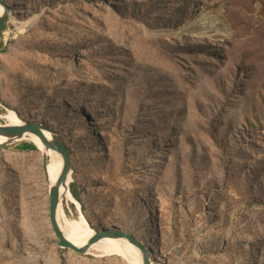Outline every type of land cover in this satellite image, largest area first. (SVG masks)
Here are the masks:
<instances>
[{"label": "rangeland", "instance_id": "rangeland-1", "mask_svg": "<svg viewBox=\"0 0 264 264\" xmlns=\"http://www.w3.org/2000/svg\"><path fill=\"white\" fill-rule=\"evenodd\" d=\"M4 1L0 124L63 139L64 220L133 234L152 264H264V0ZM20 142L0 147V264H130L57 245Z\"/></svg>", "mask_w": 264, "mask_h": 264}, {"label": "water", "instance_id": "water-1", "mask_svg": "<svg viewBox=\"0 0 264 264\" xmlns=\"http://www.w3.org/2000/svg\"><path fill=\"white\" fill-rule=\"evenodd\" d=\"M7 11V4L4 0H0V34L3 32L7 18ZM46 133L49 134L50 138H48ZM30 135L37 137L46 148L56 150L62 159V168L60 174L56 182L52 184L48 190L49 222L53 234L57 238V245L61 248H68L78 254H83L87 252V249L92 244L102 239H123L138 249L141 257V264H152V250L148 246H145L143 243H141V241H139L133 234L117 228L94 230L93 234L89 236L85 244L82 246L75 245L72 241L65 237L59 226L57 218L63 199V196L59 190L62 184L65 183L68 173L71 169L69 151L63 139L56 132L51 131L47 126L41 123L23 121L21 124H0V147H5ZM32 143L35 145L34 142ZM42 159V168L45 169L47 166V156L42 155Z\"/></svg>", "mask_w": 264, "mask_h": 264}, {"label": "bare ground", "instance_id": "bare-ground-1", "mask_svg": "<svg viewBox=\"0 0 264 264\" xmlns=\"http://www.w3.org/2000/svg\"><path fill=\"white\" fill-rule=\"evenodd\" d=\"M204 19L205 22L208 23V25L213 26L220 23L217 17L213 15H206ZM9 118L12 121L11 124L22 123L14 113L10 112ZM49 129L53 131V129L51 128ZM46 135L48 136V138H50L48 133H46ZM30 138L31 141L35 143L36 147H38L39 150L42 152V155L47 156V166L45 167V169H43V172L46 175V181H47L46 183L49 189V187L56 182L60 174L62 168L61 156L56 150L51 148H46L37 137L30 135ZM71 172H72V168L70 169L67 179L65 183L62 184L59 192H61L63 198L66 196L67 200L69 199L78 205L79 204L78 201L72 196L71 192H69L70 182L72 181ZM61 209H62V204L61 207L59 208L57 218H58L59 226L63 231L65 237L68 240L72 241L77 246L84 245L86 240L89 238V236L93 234L94 229H91L86 223H84L79 227L69 225L67 221L64 220V216L62 215ZM87 250L97 252L100 254L101 253L118 254V256L120 255L124 257L127 260V262H129L130 264H141V257L138 249L123 239L105 238L92 244Z\"/></svg>", "mask_w": 264, "mask_h": 264}, {"label": "trees", "instance_id": "trees-1", "mask_svg": "<svg viewBox=\"0 0 264 264\" xmlns=\"http://www.w3.org/2000/svg\"><path fill=\"white\" fill-rule=\"evenodd\" d=\"M0 111H1V109H0ZM18 148L20 150H22V151L23 150H25V151H32V150H36L37 149V147L32 142H20V144L18 145ZM75 191H76L75 189L70 188V191L69 192H71L72 196L76 200L80 201L79 200V197H78V195H77V193Z\"/></svg>", "mask_w": 264, "mask_h": 264}]
</instances>
